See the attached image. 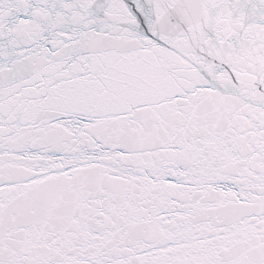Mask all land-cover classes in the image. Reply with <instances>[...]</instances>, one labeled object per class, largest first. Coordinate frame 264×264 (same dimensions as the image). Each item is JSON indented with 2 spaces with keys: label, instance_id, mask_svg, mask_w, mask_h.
Listing matches in <instances>:
<instances>
[{
  "label": "snow or ice",
  "instance_id": "6c2138e0",
  "mask_svg": "<svg viewBox=\"0 0 264 264\" xmlns=\"http://www.w3.org/2000/svg\"><path fill=\"white\" fill-rule=\"evenodd\" d=\"M0 264H264V0H0Z\"/></svg>",
  "mask_w": 264,
  "mask_h": 264
}]
</instances>
